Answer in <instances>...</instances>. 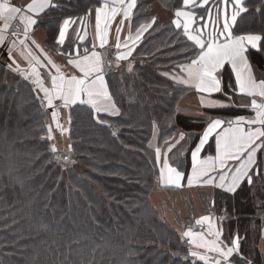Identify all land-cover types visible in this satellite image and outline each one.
Wrapping results in <instances>:
<instances>
[{"label":"trees","instance_id":"1","mask_svg":"<svg viewBox=\"0 0 264 264\" xmlns=\"http://www.w3.org/2000/svg\"><path fill=\"white\" fill-rule=\"evenodd\" d=\"M155 1L170 12L182 7V0ZM54 2L59 6L49 8L38 23L53 50L64 19L100 5L97 0ZM244 4L248 10L238 17L234 34L264 37V0ZM153 18L149 3L137 0L131 32ZM180 31L171 20L156 22L134 53L133 72L108 74L118 116L94 114L87 105L70 109L74 165L54 159L46 139L47 115L32 87L0 64V264H202L150 201L159 180L156 148L165 152L184 134L186 151L178 144L167 157L188 172L190 153L204 128L203 121L175 113L190 92L170 78L192 58L191 42L182 33L177 39ZM248 55L264 79V51L250 49ZM205 113L221 119L249 114L232 108ZM94 116L108 123H97ZM207 147L204 155L212 154L213 142ZM257 171L253 184L244 182L234 194L213 190L208 197L199 195L209 213L221 214V239L230 245L239 236L240 255H233V264H264L258 248L264 227L261 165Z\"/></svg>","mask_w":264,"mask_h":264},{"label":"snow or ice","instance_id":"2","mask_svg":"<svg viewBox=\"0 0 264 264\" xmlns=\"http://www.w3.org/2000/svg\"><path fill=\"white\" fill-rule=\"evenodd\" d=\"M58 6L54 0H31L26 9H22L10 5L8 0H0V24H2L0 46L5 45L10 30V34L16 36L19 33V24L24 26L25 39L19 40V45L23 46L21 55L28 61L29 68L22 69L14 59L13 52L17 42L11 41L7 47L8 59L11 61L7 66L8 70L18 73L25 81L30 80L34 86L33 91H37L36 99L39 101L41 110L55 109L51 112L52 120L63 134L65 129L59 123V108L87 105L94 114L104 112L109 116H118L120 113L112 102L105 83L104 74L112 65L107 60V52H98L95 45L91 50L85 47L83 55L78 51L75 57L69 55L67 62L80 74L79 76L62 73L60 67L44 55V59L55 69V74L48 73L51 87L45 86V81L37 70V67L44 68L45 65L32 54L25 40L28 39L29 31L37 24L33 15L38 16L46 9ZM136 7L137 0H103V3L95 8V34L101 49L107 42V30L111 22L118 15L123 17L120 26L116 28L119 33L125 20L131 22L133 10ZM247 10L244 0H182V7L174 12L175 18L171 20V25L181 30L176 34L178 40L182 33L183 37L191 42L189 47L192 50V58L190 63L179 66L184 76H173L172 79H175L177 83L195 87L198 92L211 97L214 93L223 91V72L230 66L235 81L234 86L231 87V93H235V96L240 98V102L236 103L235 97L226 92L229 103L217 99H206L202 100V104L208 108H244L254 115H237L235 118L211 120L200 136L199 143L191 151L190 172L180 171L178 167L171 166L165 154L159 178L162 185L166 187H184L182 182L186 179L188 187L210 185L234 194L244 182H247L249 186L253 184V174L259 175L257 157L258 153L264 154V79L256 78L248 53L250 49L257 52L264 51L261 43L264 37L252 34L235 35L233 31L238 17ZM17 20L19 24H14ZM80 22L81 25L85 23L83 18ZM73 23L75 21L69 19L63 21L55 38L57 45L62 47L65 44L69 27ZM155 24V18L150 23L141 24L136 29L135 36L129 35L123 44L120 36L117 35L116 61H124L132 57L137 41ZM77 39L81 42L84 40L79 31H77ZM127 67L129 71L132 70L130 63ZM54 101L60 103L56 105ZM94 118L97 119V123H108L99 116ZM51 131L49 128L47 137L49 140L52 139ZM212 136L215 137V155L202 157L201 153ZM180 139L183 140L184 136L181 135ZM69 150L71 151V145ZM51 151L55 153L57 149L53 146ZM168 151H171V147ZM57 159L65 163L70 162V158L66 155L58 156ZM160 160L161 151L157 147L156 164L158 166ZM196 224H206V233L213 239H205L203 233H194L189 228L182 233V237L187 238L188 244L193 245L194 249H204V251L190 249L188 254L202 264H233V255H240L239 236L231 239L230 245L226 243L221 239L222 228L214 225L210 215L196 220Z\"/></svg>","mask_w":264,"mask_h":264},{"label":"crops","instance_id":"3","mask_svg":"<svg viewBox=\"0 0 264 264\" xmlns=\"http://www.w3.org/2000/svg\"><path fill=\"white\" fill-rule=\"evenodd\" d=\"M100 4L103 3V0H97ZM149 5H150V11L153 17L156 19V22L159 24H163L169 20L174 19V12H170L162 8L155 0H146ZM245 1V0H244ZM9 4L12 6L16 7H21L22 9H26L27 4L31 3V0H8ZM100 6V5H98ZM98 6H93L89 9L88 13L85 14L84 16L78 17V18H67L70 21H75V23L71 24L68 30V37L65 41V44L61 47L60 45L56 44V49H51L46 46V35L42 28L38 26V23L41 21L42 15L48 10L46 9L44 12L40 13L38 16H35L31 13L29 15H33V18L37 20V24L33 26L32 30L29 31L28 34V39L25 40V44L28 46V49L32 52L33 55L38 57L45 65L44 68H39L37 67V70L41 74V78L45 81V86L46 87H51V81L50 77L48 75L49 72H52L55 74V69L52 67V65H49L47 60L44 59V55H47L55 65L59 66L62 73L66 75H77L79 76L80 74L76 72L74 69H72L71 65L68 64V58L69 55L75 57L77 55V51L79 54L83 55L84 54V49L87 47L89 50L92 49L93 45L96 46V50L98 52H107V57L111 61V68L107 72H105V83L107 86V91L111 96L107 81H108V74L116 72L117 70L124 69L125 71L128 70V64L130 63L131 65L135 64V58H134V53L137 49V47L140 45V43L143 40V36L139 41H137V47L135 51L133 52V56L129 57L128 60L124 61H116V54L117 50L115 48L116 44V37L117 35L120 36L121 43L123 44L124 40L131 36H135V32L129 31L130 29V22L128 20L124 21V24L121 28V31L117 33L116 28L120 26V21L123 19L122 16H117L112 22L111 26L107 30V42L105 44V47L101 49L99 47V40L96 38V28H95V8ZM231 11V8L229 7V12ZM134 12V10H133ZM81 18L84 19L85 23L81 25ZM65 20V19H64ZM63 20V21H64ZM63 21L61 22L60 26L63 24ZM14 24H19V21H15ZM2 26V24H0ZM59 26V27H60ZM23 25L19 24V33L16 36L11 35V30L8 36V40L5 42V45L0 46V64H2L4 67H6V71L10 75L17 76L21 81H24L28 83L31 87L32 90L34 88L33 84L29 81H25L22 76H20L18 73L12 72L8 70V65L11 63V61L8 59V53H7V47L8 44L11 41H16L17 46L15 51L13 52V57L19 63L20 67L22 69H28L29 68V63L28 61L24 58V56L21 55V49L23 46L19 45V40H24V33H23ZM149 30V29H148ZM210 30V29H209ZM77 31H79L80 36L84 37V40L81 42L77 39ZM131 43V41H129ZM79 46V47H78ZM123 50V49H121ZM43 53V54H42ZM119 65V66H117ZM178 76H184V73H180ZM255 76L257 79H263L257 73L255 72ZM234 77L231 74V68L230 66L227 67V69L223 72L222 76V88L223 91L220 93H214L211 97H208L205 93L198 92L195 87L188 86L183 84L186 88L190 89V92L185 94L180 101L178 102L176 108H175V113L177 115H180L182 117L186 118H191V119H197L201 120L204 122V128L203 131L201 132L200 136L203 134L204 130L206 129L208 123L213 120L217 119L218 117H211L205 113L206 110H215V109H225V108H232V109H240V110H246L249 114L248 116L254 115L251 113L249 110L244 109V108H238V107H224V108H208L205 107L202 104V100L206 99H217L225 103H229L228 97L225 95L226 92L231 93V87L234 86ZM182 84V83H181ZM34 94L37 97V91H34ZM235 99L236 103L240 102V98L235 96V93H231ZM42 95V94H41ZM112 98V96H111ZM113 102V100H112ZM60 102L59 101H54V104L58 105ZM75 106V105H73ZM72 106V107H73ZM71 107V108H72ZM71 108H59V123L60 125L63 126L65 131L63 134H61L60 128L57 127V124L52 120V115L51 112L55 109H45L46 115H47V121H46V127H47V135L46 139H48V129L51 128V135L52 139L49 140L51 148L54 146L57 151L54 153L55 154H62V153H69L70 158L72 157L69 146H70V140H69V129H70V122H69V111ZM99 114H107L104 112H101ZM108 115V114H107ZM221 119V118H219ZM224 120V119H222ZM71 121V119H70ZM185 137L184 134H181ZM180 135V136H181ZM180 136L176 139V141H173L169 147L173 149L176 147L178 144H184L182 146V152H185L187 147L185 140H181ZM156 141H157V134L153 142L151 143L152 147L156 146ZM178 141V142H177ZM210 142H213V152L212 154H205L207 153V144L205 146V149L201 153L202 157H206L208 155H215V137L212 136L210 137ZM199 143V139L196 143V145ZM174 145V146H173ZM195 145V147H196ZM195 147L192 149L194 150ZM169 149V148H168ZM168 149L165 152L161 153V160H160V165H159V176H160V170L163 165L164 161V156L165 154H168ZM185 154V153H183ZM163 155V156H162ZM258 164L261 165L262 171L261 175L264 178V154L258 153ZM171 162L169 164L171 165ZM173 162H177V159H175ZM189 162L191 165V153H190V158ZM172 166V165H171ZM180 170V169H178ZM181 171V170H180ZM190 172V168L189 171ZM185 186L181 188H174V187H166L162 185L160 178L158 180V185L152 190L150 197H155L156 198V203H158L160 210L157 208V210L161 213L162 217L172 226L179 223V221H186L187 219L193 218L194 221L200 219L203 216H206V208L203 207L199 195H206L207 197L210 196L213 190H219L223 193L226 194H232V193H227L224 192L221 189L214 188L210 185H204V186H199V185H194L192 187H188L185 182H182ZM239 189V188H238ZM237 189V190H238ZM158 192L163 193L162 196L159 195ZM151 201V200H150ZM155 201V200H154ZM164 206V208H163ZM167 213V216L165 217L164 214ZM172 216H170V215ZM216 227H219V222L214 223ZM207 227V226H206ZM206 229V228H205ZM204 232V231H203ZM206 235L207 233L204 232ZM211 237V236H210ZM208 238V237H207ZM259 251L262 255L263 263H264V227L262 228L261 232V239L259 241L258 245ZM214 255V254H211Z\"/></svg>","mask_w":264,"mask_h":264},{"label":"rangeland","instance_id":"4","mask_svg":"<svg viewBox=\"0 0 264 264\" xmlns=\"http://www.w3.org/2000/svg\"><path fill=\"white\" fill-rule=\"evenodd\" d=\"M133 66L134 65H132V70L130 71V73H132L133 72ZM172 74L173 73H167L166 75H167V77H170V76H172ZM173 76H176L175 74H173ZM171 79H172V77H170ZM169 78V79H170ZM68 164L69 165H74L75 164V161H74V159L71 157L70 158V162H68ZM159 193V195L160 196H162L163 195V193H161V192H158ZM150 200H151V202L160 210V207H159V205H158V203H156V198L155 197H150ZM155 200V201H154ZM163 208H164V206H163ZM205 214L206 215H210L212 218H213V222L214 223H218L219 221H220V215L221 214H218V213H216V214H214V215H212V214H210L209 213V210L207 211V210H205ZM170 215V214H169ZM164 216L166 217L167 216V213H165L164 214ZM171 216V215H170ZM172 217V216H171ZM191 224H195L196 226H202V228H203V230L201 231V232H196V230L194 231V230H192L194 233H203L204 234V232L206 233V229L205 228H207L206 226V224L205 225H197L196 224V221H194V220H191V222H188V221H185V223H184V221H179V223L177 222V224L176 225H174V228L176 229V231L182 236V233L184 232V231H187L188 230V226L189 225H191ZM204 231V232H203ZM208 237V238H207ZM204 238L205 239H208V240H210V239H213V237H210V236H208L207 234L205 235L204 234ZM186 239V245L188 246V248H189V250L190 249H194V246L193 245H190V244H188V242H187V238H185ZM194 250H196V251H199V252H203L204 251V249H194ZM209 255H211V254H209Z\"/></svg>","mask_w":264,"mask_h":264},{"label":"water","instance_id":"5","mask_svg":"<svg viewBox=\"0 0 264 264\" xmlns=\"http://www.w3.org/2000/svg\"><path fill=\"white\" fill-rule=\"evenodd\" d=\"M104 52H106V51H104ZM107 60L111 63V61L108 59V57H107ZM109 70H110V69H109ZM109 70H107V72H108ZM61 155H66V156H68V157L70 158V154H69V153H62V154H55V155H54V159L57 160V161H59V162H61V163L68 164V163H65V162H64L63 160H61V159H57V157H58V156H61ZM188 228H191V230H196V231H201V229H202L201 226H196L195 224H191V225H189Z\"/></svg>","mask_w":264,"mask_h":264}]
</instances>
